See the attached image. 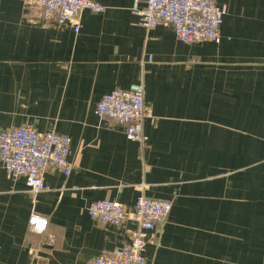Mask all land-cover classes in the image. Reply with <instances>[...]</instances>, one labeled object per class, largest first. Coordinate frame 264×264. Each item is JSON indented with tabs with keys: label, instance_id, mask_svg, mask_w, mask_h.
I'll list each match as a JSON object with an SVG mask.
<instances>
[{
	"label": "crops",
	"instance_id": "obj_1",
	"mask_svg": "<svg viewBox=\"0 0 264 264\" xmlns=\"http://www.w3.org/2000/svg\"><path fill=\"white\" fill-rule=\"evenodd\" d=\"M81 27L40 22L0 0V131L24 124L71 139V173L32 195L0 161V264H87L130 241L136 224H99L96 200L171 202L147 232L148 264H264V0H215L220 41L186 44L146 30L133 0H94ZM145 0H139L144 6ZM141 83L143 143L95 113L113 89ZM47 220L28 229V218Z\"/></svg>",
	"mask_w": 264,
	"mask_h": 264
},
{
	"label": "built area",
	"instance_id": "obj_2",
	"mask_svg": "<svg viewBox=\"0 0 264 264\" xmlns=\"http://www.w3.org/2000/svg\"><path fill=\"white\" fill-rule=\"evenodd\" d=\"M25 9L39 11L42 23L70 26L74 33L81 27L84 11L101 12L104 7L94 0H21ZM133 0L131 10L137 23L149 30L157 25L169 26L176 38L186 44L220 41V27L226 10L215 0ZM141 83L126 89L116 88L104 94L95 106V113L123 125L128 140L143 143L142 120L147 115ZM71 139L56 132H41L31 124L0 131V161L12 178H24L32 195L47 190L44 174L56 169L68 176L72 170L68 156ZM171 202L165 199L136 198L128 214L116 201L96 200L87 206L88 215L99 224L119 226L125 220L136 224L129 243L115 248L110 254L101 253L87 264H148L144 250L147 232H154L167 218ZM47 220L31 214L28 229L34 233L46 230Z\"/></svg>",
	"mask_w": 264,
	"mask_h": 264
}]
</instances>
